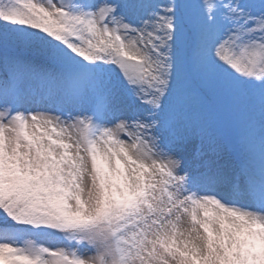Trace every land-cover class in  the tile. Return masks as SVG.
<instances>
[{
	"label": "snow or ice",
	"instance_id": "1",
	"mask_svg": "<svg viewBox=\"0 0 264 264\" xmlns=\"http://www.w3.org/2000/svg\"><path fill=\"white\" fill-rule=\"evenodd\" d=\"M0 264H264V0H0Z\"/></svg>",
	"mask_w": 264,
	"mask_h": 264
}]
</instances>
